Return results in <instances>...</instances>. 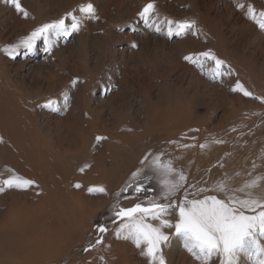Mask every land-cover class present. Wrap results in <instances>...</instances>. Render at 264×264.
Segmentation results:
<instances>
[{
  "label": "rangeland",
  "instance_id": "rangeland-1",
  "mask_svg": "<svg viewBox=\"0 0 264 264\" xmlns=\"http://www.w3.org/2000/svg\"><path fill=\"white\" fill-rule=\"evenodd\" d=\"M153 2L161 32L139 18L143 7ZM89 3L99 19H85L80 31L70 36L53 37L50 52L43 40H37L32 51L21 47L15 58L2 50L45 23L67 17L65 23L70 25L68 14L81 17L79 7ZM21 4L28 18L15 10L11 0H0V180L13 173L30 179L14 164L20 155L33 158L35 150L43 148L40 153L55 159L49 171H62L72 182L80 178L81 187L73 189H83L86 205L81 201L83 209L70 214L66 205L59 209L57 197L53 202L40 201L43 192L36 183L0 193V264H150L131 241L117 238L119 221L112 220L102 244L94 249L90 245L101 235L96 219L108 209L114 211L117 203L147 204L153 196L168 202L158 195L163 177L149 166L154 155H161L163 162L171 160L184 172L189 198L191 193L196 198L219 195L197 193L193 185L211 189L226 180L234 188L264 176V102L232 91L240 82L254 97H264V30L247 15L252 6L259 18L264 0H21ZM166 19L195 21V26L169 37ZM205 51L223 60L231 75L212 79L214 62L204 61L201 69L184 59ZM49 101L54 102L52 108L45 107ZM74 123L77 145L69 152L60 150L56 141L65 133L67 141ZM13 136L20 148L15 142L10 145ZM97 136L106 139L97 143ZM86 164L90 166L81 172ZM138 169L137 181L151 190L135 193L130 188L121 193ZM145 175L154 178L149 182ZM98 186L106 192L88 191ZM262 190L264 185L255 191ZM182 198L183 190L174 202ZM167 218L174 224L177 213ZM163 230L169 236L163 246L166 264H201L184 249L174 228ZM210 264H220L219 258ZM240 264L251 262L241 255Z\"/></svg>",
  "mask_w": 264,
  "mask_h": 264
},
{
  "label": "snow or ice",
  "instance_id": "snow-or-ice-1",
  "mask_svg": "<svg viewBox=\"0 0 264 264\" xmlns=\"http://www.w3.org/2000/svg\"><path fill=\"white\" fill-rule=\"evenodd\" d=\"M15 10L22 14L24 18L29 17L28 11L22 6L21 0H11ZM237 7L243 9L244 4L238 3ZM79 11L83 13L81 17L72 15L71 24H66L65 18L45 23L35 28L30 34L22 38L14 45L5 46L2 50L8 56L15 58L18 49L23 47L27 51L35 48L37 40H43L46 45V51H51L55 40L53 37H67L72 33L80 31L85 19L96 20V9L89 3L81 5ZM248 17L255 21L259 29L264 30V11L256 15L254 7L247 9ZM139 18L143 24L161 32L159 16L156 12L155 3L146 4L139 13ZM167 35L180 36L195 26V21H173L166 19ZM135 30V29H133ZM136 47L135 44L132 45ZM184 59L193 65L203 69L204 61L211 60L214 67L210 71L212 79L222 78L231 75V70L225 71L223 60L218 59L211 51H205L198 54H189ZM77 80L72 81L75 86ZM232 91H240L246 97H253L264 102V97H254L253 93L248 91L243 84L237 82ZM67 99V96H65ZM53 101H49L45 107L52 108ZM106 139L103 136H97L96 142ZM2 142V138H0ZM220 143V141H217ZM184 147H188L185 145ZM206 148L207 145H201ZM149 153L144 157V162H148ZM90 165H84L80 168L83 172ZM149 166L154 172L163 177L160 180V192L158 195L167 203L159 202L155 196L148 199L147 204L135 203L131 207H123L117 203L112 212L113 223L119 221L115 235L117 238L131 241L137 248L141 249V255L150 261V264H166L163 255V246L169 242V236L163 229H175V234L183 242L184 249L193 255L201 264H210L214 257L219 258L220 264H240V257L244 255L251 264H264V190L259 194L256 189L264 185V176H256L246 180L241 186L232 188L226 180L219 181L213 188H196L197 193L215 192L216 194H206L202 198H196L195 193H191L185 188L187 177L183 171L173 167L172 161L163 162L161 155L152 156ZM255 167V166H254ZM141 170L132 174V181L124 188L121 193H127L131 188L135 193H147L151 189L145 186L144 181H137ZM154 177L145 175V180L151 181ZM33 180L24 178L13 173L7 179L0 180V193L6 189L25 190L33 186ZM76 188L81 187L79 183ZM183 190V198L178 203V194ZM90 193H104L106 189L103 186L90 187ZM242 194V195H238ZM223 197V198H221ZM126 199L128 197H125ZM177 213L176 222L173 224L167 217ZM155 221L158 223H152ZM96 231L101 235L90 245L96 248L103 243V234L108 228L103 224L96 225ZM86 251L89 249H85ZM102 259V258H101Z\"/></svg>",
  "mask_w": 264,
  "mask_h": 264
},
{
  "label": "bare ground",
  "instance_id": "bare-ground-1",
  "mask_svg": "<svg viewBox=\"0 0 264 264\" xmlns=\"http://www.w3.org/2000/svg\"><path fill=\"white\" fill-rule=\"evenodd\" d=\"M36 2V1H35ZM27 8V7H26ZM28 9V8H27ZM43 17V16H42ZM42 17H39V18H37V19H40L41 20V18ZM44 20V19H43ZM42 20V21H43ZM2 55H1V53H0V61H2ZM1 70V69H0ZM7 86V85H6ZM5 87V86H4ZM1 97H2V95H1ZM4 100V99H3ZM3 102V101H2ZM5 104V103H4ZM1 109V108H0ZM5 113V112H4ZM13 124V123H12ZM10 125H11V122H10ZM0 126H1V124H0ZM77 125H75V123L74 124H71L70 125V127H69V136H68V139H67V141H66V133L65 134H63V136L60 138V139H58V141H56L57 142V146H58V148H60V150H63V148H64V151H66V152H69V149L71 148V146H76L77 145V142H76V138H74L75 137V135L77 134V128L78 127H76ZM13 127V126H12ZM2 129V128H1ZM8 130H9V128H8ZM6 132H8V131H6ZM9 132H10V130H9ZM12 133H13V131H11ZM34 132V131H33ZM35 133V132H34ZM7 135L9 134V133H6ZM11 134V133H10ZM30 134H31V131H30ZM19 135V134H18ZM18 135L17 136H15V138H17V139H21L20 137L18 138ZM38 135H39V133H38ZM10 136H12V134L10 135ZM35 136V135H34ZM33 136V137H34ZM38 137V136H37ZM6 138H7V136H6ZM14 139V136H13V138H12V140L11 141H13V143L11 142V144L10 145H13V144H15L16 142H18V140H16V142H15V139ZM25 139V138H24ZM29 139H31V138H29ZM46 139V138H45ZM32 140V143H33V139H31ZM31 140H30V142H31ZM36 140H38V138L36 139ZM47 140V139H46ZM6 141V140H5ZM20 141V140H19ZM26 141V140H25ZM24 141V142H25ZM40 139L38 140V142L37 143H39L40 144ZM66 141V142H65ZM7 142V141H6ZM10 142V141H9ZM15 142V143H14ZM22 142V141H21ZM55 142V143H56ZM3 143V142H2ZM23 143V142H22ZM21 143V144H22ZM44 143V142H43ZM26 144V146H27V143H25ZM34 144V143H33ZM33 144H31L30 143V145L32 146ZM38 144V145H39ZM16 145H17V143H16ZM18 145H19V143H18ZM17 145V146H18ZM29 145V144H28ZM44 145V144H43ZM46 145V144H45ZM14 146V145H13ZM20 146V145H19ZM18 146V147H19ZM25 146V145H24ZM34 146V145H33ZM32 146V147H33ZM11 147V146H10ZM36 147H38V146H35L34 147V149L36 148ZM44 147V146H43ZM56 147V146H55ZM54 147V148H55ZM5 148H8V147H5ZM20 148V147H19ZM25 148V147H24ZM23 148V149H24ZM27 148V147H26ZM46 148V147H45ZM29 149V148H28ZM41 151L43 150V148H39ZM39 149L37 148L36 150H35V152L37 153L36 154V157H33V158H31V156L29 155V154H25V155H20L19 153V155H20V158H17V161L15 162V164L14 165H16L15 166V169H16V171L17 172H23V173H27V174H29V176H30V179L31 180H33V181H35V183L36 184H38L39 185V190L40 191H42L43 192V198L41 197H39L40 199V201L42 200V201H45V200H52V202H53V199L55 198V197H57V198H59L60 199V207H59V209L60 208H62V207H64L65 205L66 206H68L69 207V209H70V214H73V213H75V214H77V212L79 211V209L81 208L80 207V205H81V201H83V202H85L84 204L86 205V198L83 196V189H73L74 187H75V185L77 184V183H79V179L80 178H78V179H75L73 182L71 181L72 179H70L71 178V176H69L68 174V176L66 177L63 173H61L62 171H58V170H55V171H53V172H51V171H49V167H50V165L55 161V159L53 160V157H52V155H48L47 153L49 152V151H47V156H45L44 154H42V153H40L41 151H39ZM8 150V149H7ZM12 150V149H11ZM21 150V149H20ZM48 150V149H47ZM44 151V150H43ZM42 151V152H43ZM72 151V150H71ZM26 152V151H25ZM28 152V151H27ZM31 152V151H30ZM29 152V153H30ZM74 152V151H73ZM11 154H12V152H11ZM14 154V153H13ZM16 154V153H15ZM74 154V153H73ZM72 154V155H73ZM57 155V154H56ZM66 155V154H65ZM3 156V155H2ZM6 156H7V154H6ZM18 156V155H17ZM13 157H14V155H13ZM70 157V156H69ZM73 157H75V156H73ZM16 158H14V159H16ZM213 158V157H212ZM3 159H5V157H3ZM7 159L9 160V155H8V157H7ZM14 159H12V160H14ZM69 159V158H68ZM73 159V158H72ZM20 160V161H19ZM58 160V159H57ZM76 161V160H75ZM10 162V161H9ZM13 162V161H12ZM55 163H57V161L55 162ZM12 164V163H11ZM76 165V164H75ZM52 166H53V164H52ZM56 166H57V168L56 169H58V165L56 164ZM65 166H67V165H65ZM52 169V168H51ZM65 169V168H64ZM14 170V169H13ZM79 170V168H77V171ZM66 171V170H65ZM76 170H74L73 172H75L74 173V176L76 175V172H77ZM262 172V171H261ZM69 174H70V172H68ZM71 175V174H70ZM72 175H73V173H72ZM26 176V175H25ZM241 176V175H240ZM75 178H76V176H75ZM78 181V182H77ZM238 181V180H237ZM240 181V180H239ZM67 182H68V184H69V186L67 185ZM72 182V183H71ZM77 182V183H76ZM237 183V182H236ZM239 184V183H238ZM66 186H68V187H66ZM236 187V186H235ZM234 187V188H235ZM233 188V187H232ZM62 201H65V203L64 204H62ZM36 202H37V200H36ZM51 202V201H50ZM82 202V203H83ZM33 203V202H32ZM35 203V202H34ZM38 203V202H37ZM90 203V202H89ZM32 205V204H31ZM36 205V204H35ZM54 205V204H53ZM56 205V204H55ZM64 205V206H63ZM21 208V207H20ZM24 207H22L21 209H23ZM58 208V207H57ZM29 209V208H28ZM48 209V208H47ZM81 209H83V208H81ZM34 210H36V208H34ZM22 211V210H21ZM43 211V210H42ZM64 211V210H63ZM19 212V211H18ZM43 213H45V212H43ZM43 213H42V215H43ZM74 214V215H75ZM19 215V214H18ZM40 215V214H39ZM48 215V214H47ZM70 216V215H69ZM45 219H46V217H45ZM48 219V218H47ZM47 222V221H46ZM62 226V225H61ZM64 228V227H63ZM65 229V228H64ZM61 230V229H60ZM49 233V232H48ZM17 234V233H16ZM15 234V235H16ZM14 235V236H15ZM12 236H13V234H12ZM47 237V236H46ZM46 239V238H45ZM47 240H48V237H47ZM52 240V239H51ZM49 241V240H48ZM60 242V241H59ZM62 242V241H61ZM45 243V242H44ZM48 243V242H47ZM38 244H36V246H37ZM44 245V248H45V244H43ZM47 246H49V244L47 245ZM54 246H55V244H54ZM42 246L40 245V248H41ZM50 248V247H49ZM36 249V248H35ZM53 247H52V251H53ZM32 250V249H31ZM38 250V249H37ZM50 250V249H49ZM34 252V251H33ZM32 252V253H33ZM43 252V251H42ZM41 254V253H40ZM32 255V254H31ZM39 255V254H38ZM49 255V251H48V254L46 255V256H48Z\"/></svg>",
  "mask_w": 264,
  "mask_h": 264
},
{
  "label": "trees",
  "instance_id": "trees-1",
  "mask_svg": "<svg viewBox=\"0 0 264 264\" xmlns=\"http://www.w3.org/2000/svg\"><path fill=\"white\" fill-rule=\"evenodd\" d=\"M112 212H113V209H108L105 212H103L102 214H100L98 216V218L96 219L95 227L97 224H103L109 230L111 227L112 220H113V218L111 219ZM106 233H104L103 236H105Z\"/></svg>",
  "mask_w": 264,
  "mask_h": 264
}]
</instances>
